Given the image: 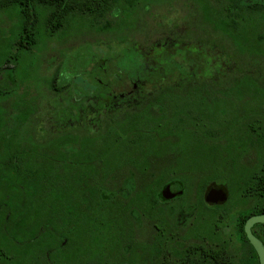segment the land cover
<instances>
[{
  "label": "flooded vegetation",
  "instance_id": "flooded-vegetation-1",
  "mask_svg": "<svg viewBox=\"0 0 264 264\" xmlns=\"http://www.w3.org/2000/svg\"><path fill=\"white\" fill-rule=\"evenodd\" d=\"M53 1L0 5L37 37L65 9V26L109 17L112 34L92 41L110 56L90 59L87 79L56 87L60 70L80 60L62 56L37 114L20 113L11 127L0 119V186L16 201L4 220L28 219L0 227V239L21 249L19 235L31 234L45 249L33 264H215L198 186L216 178L197 171L236 167L244 185L264 164V0H114L97 17L89 0ZM20 36L7 46L18 59L33 50L16 51ZM1 70L3 101L18 85L6 89L14 79ZM251 231L262 240V228Z\"/></svg>",
  "mask_w": 264,
  "mask_h": 264
},
{
  "label": "rangeland",
  "instance_id": "rangeland-1",
  "mask_svg": "<svg viewBox=\"0 0 264 264\" xmlns=\"http://www.w3.org/2000/svg\"><path fill=\"white\" fill-rule=\"evenodd\" d=\"M3 7V5L2 7L0 5V62L2 60H8L9 64L1 70V76L5 78V80L7 76L14 79L12 84L4 81L8 86H6V89L9 91L16 90L17 85L18 89L13 92L8 99L0 101V115L2 114L0 119L5 120L9 118L8 124L11 127L14 124L12 122L13 119L20 113L31 111L32 114H37V104L41 97V92H43V96L46 94V91L41 88L46 81L50 80L49 76L51 72H56L62 56L64 60L68 59L67 61H70V59L75 60L77 56L80 57V60L76 67H73V65H65L60 70L58 74L59 78L55 81L56 87H60L61 84H65L66 81L87 79L91 74L81 72V69L89 65V60H93V58L96 60L98 57L105 54L106 57L110 56L106 52V49L93 43L92 40H99L101 38L106 40L108 36L112 34L113 19L106 17L101 20L100 23H96L89 18V16H78L75 19L72 18L73 20H70L69 25L65 26V29L63 27L52 33L54 35L48 31L44 32L42 31L43 29H41V36L38 37V45L30 53L20 54L18 59L15 51L10 52V50H7V46L10 45V42L15 35H17V17L13 10H6ZM51 22L56 21L52 19ZM109 39L108 41L114 40L112 37ZM116 47V51L124 49L122 45ZM3 114L7 116L4 117ZM1 120L0 124L2 123ZM27 136L28 132L23 136L24 141H26L25 138ZM240 173V171L233 172L229 169L197 171L199 177L225 175L228 178L233 177L235 179L240 176ZM214 181H216L217 184L223 183L222 179H215ZM235 183L234 180L231 181L233 189H236ZM200 187L201 186H198L199 192L201 191ZM234 196L235 194L233 192L229 195V197H231L229 201L230 207L235 200Z\"/></svg>",
  "mask_w": 264,
  "mask_h": 264
},
{
  "label": "trees",
  "instance_id": "trees-1",
  "mask_svg": "<svg viewBox=\"0 0 264 264\" xmlns=\"http://www.w3.org/2000/svg\"><path fill=\"white\" fill-rule=\"evenodd\" d=\"M7 1L9 7H16L21 1L29 2L30 4L33 2V0ZM43 2L52 3L54 1L43 0ZM113 5L114 0H89L85 10L88 15L93 17H97L99 15L105 16L106 13L112 9ZM67 11L70 10L65 9L63 11V15ZM78 12H80V10H78ZM63 15H51V18L56 21L48 25V29L51 33H54L60 28L65 27V25L61 24L62 21H65V17ZM24 17L30 18L29 11L26 15H24ZM61 19L62 21H60ZM17 33L21 34L22 36H20L18 39V44H20L21 46L19 47L18 45V49L16 51L23 50V52L26 53V51H31L38 45V37L36 32L33 31L32 26L23 25L18 28ZM2 61L0 62V67L4 69L9 64V61ZM230 170L233 172L240 171V176L236 177L235 179L233 177L228 178L225 175H218L215 176V178L222 179L223 183L217 184V182H215V184L213 183L212 185H203L200 187V212L198 216V219L200 220L199 225L211 226L215 231V264H258L257 256L246 239L243 231V226L245 221L249 217L264 214V164L260 169L258 168L250 173L249 180L246 183L244 182V185H242L240 182L242 181V177L245 175V171L237 169L236 167H233ZM232 180L236 182V189H233L231 186ZM212 187L225 188L228 193L227 201L215 205L205 204L202 198L203 194H205V192ZM232 192L235 194V200L230 207L229 201L231 197H229V195H231ZM5 204H7L9 208H11V206L16 205V201H5L3 199V193L0 186V227L4 225L8 227L27 225L26 221H28V219L16 216L10 217L8 219V222H5V214L3 213V211L5 210ZM187 209L192 208L189 207ZM41 225H50L49 220L44 219V223H41ZM256 227L262 228L264 233V225H256ZM19 236H22V238L19 239L23 243V247L21 249L17 247L13 243V240L9 237H1L0 252L5 253V255L1 257V261H6V264H33L32 259L37 257L38 253L40 256H43L45 249L42 244L36 246L35 248L32 247L31 244L33 243L32 239H30L31 234L29 233L25 232L23 234H20ZM5 241H7L10 245L4 247L3 243ZM260 241L264 244V236Z\"/></svg>",
  "mask_w": 264,
  "mask_h": 264
},
{
  "label": "water",
  "instance_id": "water-1",
  "mask_svg": "<svg viewBox=\"0 0 264 264\" xmlns=\"http://www.w3.org/2000/svg\"><path fill=\"white\" fill-rule=\"evenodd\" d=\"M228 199L227 190L223 187L212 188L207 191L204 200L209 204L224 203ZM255 225H264V214L249 217L243 226V231L250 246L255 251L258 264H264V244L252 234V227Z\"/></svg>",
  "mask_w": 264,
  "mask_h": 264
}]
</instances>
